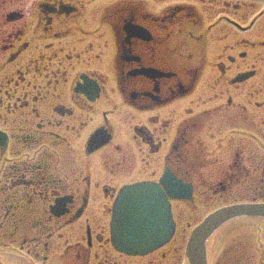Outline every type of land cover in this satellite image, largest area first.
Wrapping results in <instances>:
<instances>
[{
  "label": "flooded vegetation",
  "instance_id": "1",
  "mask_svg": "<svg viewBox=\"0 0 264 264\" xmlns=\"http://www.w3.org/2000/svg\"><path fill=\"white\" fill-rule=\"evenodd\" d=\"M166 171L176 234L264 204V1L0 0V261L186 264L111 244L120 190ZM263 229L208 264H264Z\"/></svg>",
  "mask_w": 264,
  "mask_h": 264
},
{
  "label": "water",
  "instance_id": "2",
  "mask_svg": "<svg viewBox=\"0 0 264 264\" xmlns=\"http://www.w3.org/2000/svg\"><path fill=\"white\" fill-rule=\"evenodd\" d=\"M155 192L156 187L149 184L134 186L123 191L119 216L121 217L120 220H124L123 222L119 220L118 226L123 224L126 227L119 228L114 239V244L119 250L129 254L133 251L145 253L144 250L152 249L159 244L162 246L171 238L173 231L170 227L169 205L166 202V194H163L161 190L160 232L157 230L158 228L151 227L152 217L155 216V210L157 209L155 205L157 201L152 199L150 195ZM167 192L171 197L177 198L172 190L167 189ZM239 217H264V207H232L221 210L208 218L190 240L189 256L191 264L199 263L200 258H198L196 252L204 249L206 240L218 228ZM201 257L205 261V256ZM204 261L203 263L205 264Z\"/></svg>",
  "mask_w": 264,
  "mask_h": 264
},
{
  "label": "rangeland",
  "instance_id": "3",
  "mask_svg": "<svg viewBox=\"0 0 264 264\" xmlns=\"http://www.w3.org/2000/svg\"><path fill=\"white\" fill-rule=\"evenodd\" d=\"M182 210H183V215H182V221H181V230H183V228L185 227L186 223H189V222L194 220V214H195L194 212H190V209L187 206L182 208ZM250 229L252 230V227ZM229 231H230V229L228 230V232ZM247 232H249V226H243V224H237L236 228L233 229L230 233H228V236L221 237L220 238L221 240L220 239L219 240L223 241V242H230V243L231 242H237L238 243V241L243 240L242 242L243 243L246 242V245H248V244L253 242L254 234L252 235V233H250V235H247ZM180 237L181 236L177 237V240H179ZM263 237L261 238L262 241L264 240Z\"/></svg>",
  "mask_w": 264,
  "mask_h": 264
}]
</instances>
